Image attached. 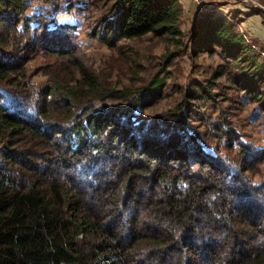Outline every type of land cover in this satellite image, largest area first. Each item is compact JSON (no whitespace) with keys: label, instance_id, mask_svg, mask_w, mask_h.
I'll use <instances>...</instances> for the list:
<instances>
[{"label":"trees","instance_id":"16d2710c","mask_svg":"<svg viewBox=\"0 0 264 264\" xmlns=\"http://www.w3.org/2000/svg\"><path fill=\"white\" fill-rule=\"evenodd\" d=\"M89 1L0 0V264H264V218L246 210L264 215V182L254 180L264 148L224 122L188 126L195 102L216 101L213 78L184 92L177 110L145 115L175 51L150 78L86 71L69 45L81 43ZM104 6L92 34L108 47L149 34L186 47L182 0ZM192 27L194 48L236 59L257 87L246 96L264 111V63L245 58L254 54L244 36L209 12ZM38 52L57 59L34 80L26 62Z\"/></svg>","mask_w":264,"mask_h":264},{"label":"rangeland","instance_id":"374dc122","mask_svg":"<svg viewBox=\"0 0 264 264\" xmlns=\"http://www.w3.org/2000/svg\"><path fill=\"white\" fill-rule=\"evenodd\" d=\"M92 1H95V4L90 3L87 14L79 16L77 20L80 28L78 37L81 39L80 45L76 42L74 45H69V48L75 47L74 50L79 53L77 57L83 61L86 71H90L93 67L102 78H135V73L140 71L138 78H150L165 65V52L175 51L177 55L171 59L166 68L169 73L163 96L145 110V115L162 117L171 110H177L184 92H193L197 82L213 78L216 80L213 90L218 92L216 101L206 106L204 102H207V99L194 101L192 107L198 110L190 114L188 126L203 132L214 129V121H219L220 124L224 122L227 124L223 125L238 132L234 135L236 137L239 135L240 140L249 141L256 148H264V111L246 96V92L250 90L245 87L251 84L249 88H257L255 83H251L245 75L238 74L241 65H236V59L230 61L218 51L211 53L201 50V47L194 48L188 41L196 16L201 12H209L212 18L216 16L226 18L234 25V30L244 36L245 43L251 46L248 51L254 54L245 58L255 56L258 62L264 63V0H215V4L204 3L205 0H185L184 3L182 2L185 14L181 18V28L186 47H177L173 43L170 44L164 39L149 34L138 39L119 40L115 48L108 47L105 35L92 34L98 26L106 0ZM187 2L194 4L189 3L195 6L197 12L187 11L185 7ZM60 44L62 48H67L66 44ZM53 59H57L55 55L44 56L41 52L27 59L26 64L29 72L33 70L31 74L34 80L48 77L40 71V68L43 66L47 71L52 70L55 64ZM87 59L89 61H86ZM248 62H251V59L246 60L244 66H247ZM65 65L67 73H70L73 70L70 63ZM219 69L224 71L219 73L217 71ZM239 82H242V87L237 84ZM206 135L203 138L208 140ZM231 135L225 133L224 138H229ZM213 140L217 142V139ZM235 145L237 146L238 142H235ZM257 171L255 182H264V159ZM259 194L264 195V188ZM247 206H250V209L246 208L249 215L253 212L254 216L257 215L259 218L261 215L264 218L260 206L252 204ZM262 244L263 241L257 243L259 246ZM220 246L221 244H216L214 248L219 250Z\"/></svg>","mask_w":264,"mask_h":264},{"label":"crops","instance_id":"0c3cea01","mask_svg":"<svg viewBox=\"0 0 264 264\" xmlns=\"http://www.w3.org/2000/svg\"><path fill=\"white\" fill-rule=\"evenodd\" d=\"M182 2L184 3L185 0H182ZM189 3H190V2H187L186 6H185V7H186V10L189 11V12H190V11H196L195 8H194L195 6H192V5H194V4L190 3V4H192V5H190ZM204 3H212V4H215V0H205ZM204 3H203V4H204ZM192 9H193V10H192ZM196 12H197V11H196Z\"/></svg>","mask_w":264,"mask_h":264},{"label":"built area","instance_id":"2783aa9c","mask_svg":"<svg viewBox=\"0 0 264 264\" xmlns=\"http://www.w3.org/2000/svg\"><path fill=\"white\" fill-rule=\"evenodd\" d=\"M195 1H198V0H195Z\"/></svg>","mask_w":264,"mask_h":264}]
</instances>
